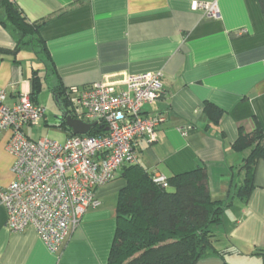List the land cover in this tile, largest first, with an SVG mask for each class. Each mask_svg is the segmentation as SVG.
Wrapping results in <instances>:
<instances>
[{
  "label": "crops",
  "instance_id": "1",
  "mask_svg": "<svg viewBox=\"0 0 264 264\" xmlns=\"http://www.w3.org/2000/svg\"><path fill=\"white\" fill-rule=\"evenodd\" d=\"M193 1L215 3L219 17L192 11ZM14 2L29 23H40L38 36L50 61L30 46L15 51L12 33L0 24L4 104L11 107L21 93L30 95V79L36 75L41 90L34 101L47 111L38 127L49 128L47 137L63 142L69 133L51 130L59 115L50 103L54 88L105 83L124 90L129 74L160 73L162 95L141 111L164 115L166 121L155 142L138 141L137 164L165 178L204 167L212 200H229L213 228L214 248L224 256H208L197 264H264V159L255 165L249 198L240 200L235 194L248 151L232 148L240 129L264 131V17L258 0ZM205 104L221 112L217 124L203 111ZM9 137V130H0V188L14 181ZM124 185L120 170L98 187L99 206L85 212L56 253L31 228L9 231L0 207V264H107L117 195Z\"/></svg>",
  "mask_w": 264,
  "mask_h": 264
},
{
  "label": "built area",
  "instance_id": "2",
  "mask_svg": "<svg viewBox=\"0 0 264 264\" xmlns=\"http://www.w3.org/2000/svg\"><path fill=\"white\" fill-rule=\"evenodd\" d=\"M11 2L14 0H10ZM192 11L217 19L215 3L193 1ZM124 90L105 83L65 90L67 114L105 128L103 136L71 135L58 142L30 139L25 130L38 127L46 108L21 93L11 107L0 92V130H9L7 151L13 156L14 181L0 188V207L13 233L33 229L50 253H56L88 209L99 206L95 190L111 182L125 165L136 162L138 141H156L164 115H145L141 108L162 95L160 73L129 74ZM158 183L165 177L155 175Z\"/></svg>",
  "mask_w": 264,
  "mask_h": 264
},
{
  "label": "trees",
  "instance_id": "3",
  "mask_svg": "<svg viewBox=\"0 0 264 264\" xmlns=\"http://www.w3.org/2000/svg\"><path fill=\"white\" fill-rule=\"evenodd\" d=\"M258 3L264 17V0ZM0 24L12 33L15 51L30 46L50 61L38 36L40 23H29L14 1L0 0ZM30 80V100L35 103L41 84L36 75ZM52 92L66 110L65 89L58 87ZM203 111L212 123H218L221 117L218 109L205 104ZM53 127L72 135L63 119L56 120ZM104 134L105 128L99 125L88 133L98 137ZM232 148L237 152L248 151L240 168L244 177L235 194L247 201L253 189L255 165L264 159V131L259 127L249 133L240 129ZM120 170L125 185L117 195L116 229L107 264H197L208 256L223 258L224 252L214 248L213 228L220 224L223 211L230 203L212 200L204 167L165 178L164 184L156 182L155 175L137 161Z\"/></svg>",
  "mask_w": 264,
  "mask_h": 264
},
{
  "label": "water",
  "instance_id": "4",
  "mask_svg": "<svg viewBox=\"0 0 264 264\" xmlns=\"http://www.w3.org/2000/svg\"><path fill=\"white\" fill-rule=\"evenodd\" d=\"M53 100L56 104V107L59 111V115L55 117L56 120H64L65 126L71 131L72 135H86L89 133L91 128L95 124H85L79 120L73 119L68 116L67 111L65 110L62 102L57 96L53 95Z\"/></svg>",
  "mask_w": 264,
  "mask_h": 264
},
{
  "label": "rangeland",
  "instance_id": "5",
  "mask_svg": "<svg viewBox=\"0 0 264 264\" xmlns=\"http://www.w3.org/2000/svg\"><path fill=\"white\" fill-rule=\"evenodd\" d=\"M44 90L46 91V88ZM50 103H51V105L53 107V111H55L57 114H59V111H58V109L56 107V104H55V102L53 100V97H51V96H50ZM47 130H50V129L47 128V127L42 126V127H35V128H32V129L31 128L27 129V130H25V132H27V134L29 135L30 139L39 140V139H42V138H45V137L48 136V133H47L48 131ZM51 130H55V128H51Z\"/></svg>",
  "mask_w": 264,
  "mask_h": 264
}]
</instances>
